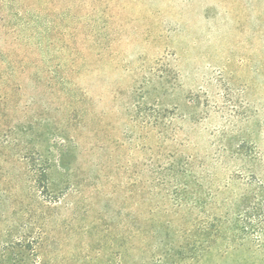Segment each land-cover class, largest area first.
<instances>
[{
    "label": "rangeland",
    "instance_id": "rangeland-1",
    "mask_svg": "<svg viewBox=\"0 0 264 264\" xmlns=\"http://www.w3.org/2000/svg\"><path fill=\"white\" fill-rule=\"evenodd\" d=\"M0 264H264V0H0Z\"/></svg>",
    "mask_w": 264,
    "mask_h": 264
}]
</instances>
